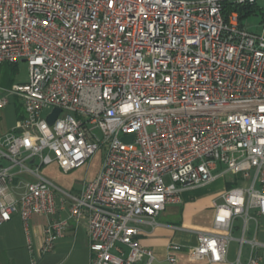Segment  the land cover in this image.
Listing matches in <instances>:
<instances>
[{
  "label": "built area",
  "instance_id": "built-area-1",
  "mask_svg": "<svg viewBox=\"0 0 264 264\" xmlns=\"http://www.w3.org/2000/svg\"><path fill=\"white\" fill-rule=\"evenodd\" d=\"M255 1L0 0V65H28V81L0 97V109L10 96L22 106L20 132L0 137V226L18 215L27 231L33 215L50 217L47 253L85 218L89 264H151L134 224L221 165L244 185L222 194L216 232L196 231L190 252L224 261L233 222L264 215V9L258 31L237 10ZM99 150L100 171L77 194L39 174L51 163L69 173ZM21 175L32 179L7 200ZM180 248L168 246L167 264Z\"/></svg>",
  "mask_w": 264,
  "mask_h": 264
},
{
  "label": "crops",
  "instance_id": "crops-1",
  "mask_svg": "<svg viewBox=\"0 0 264 264\" xmlns=\"http://www.w3.org/2000/svg\"><path fill=\"white\" fill-rule=\"evenodd\" d=\"M8 104L0 109V137L10 132H20L16 125L22 117V110L8 109ZM94 157L69 173H63L56 163H51L41 167L39 174L60 190L77 194L84 183L93 180L100 171L101 162ZM0 164L6 165V162L2 161ZM213 176L214 180L209 184L183 189L180 192V202L166 205L154 222L141 218L134 224L139 230L138 243L151 250L154 255L151 264H167L168 246L171 243L181 247L174 252L179 264H208L206 258L196 257L190 252L197 243L195 232H216L213 228L215 206L223 202L221 196L228 187L237 182L232 175L224 173L223 168L217 169ZM30 179L32 178L28 175L15 179L8 188L6 199H17ZM241 183L238 186L244 185ZM15 191L18 193H14ZM249 215L251 218L247 221L237 218L233 222V239L228 244L225 259L214 264H246L252 256L264 257V215L257 214L255 209H251ZM59 216H66V212H61ZM49 220L48 216L33 215L27 231L18 215L1 225L0 264H89L85 218L72 220L64 237L56 242L52 251L40 252L44 229ZM252 241L260 245L253 248Z\"/></svg>",
  "mask_w": 264,
  "mask_h": 264
},
{
  "label": "rangeland",
  "instance_id": "rangeland-1",
  "mask_svg": "<svg viewBox=\"0 0 264 264\" xmlns=\"http://www.w3.org/2000/svg\"><path fill=\"white\" fill-rule=\"evenodd\" d=\"M256 2H257L258 7L260 8V10L261 9L263 10L264 9V0H257ZM259 21H260L259 15H250L244 19L243 23L248 30L258 31ZM27 81H28V65L26 62L20 61L14 65H8V64L0 65V97H2L8 89H10L12 83H14V84L25 83ZM8 109H21L22 110V106H21V103H20V100L18 99V97H11V96L9 97ZM94 156H96V157H94ZM93 157L96 160H99L101 162L102 151L99 150L97 154L95 153L89 159V161ZM222 168L223 167L221 165L218 167L219 170H222ZM241 184L242 183L237 180V182L235 184H231L228 187V190L231 188H234L238 185H241ZM14 193H18V192L15 191ZM15 195H16V197H18L17 194H15Z\"/></svg>",
  "mask_w": 264,
  "mask_h": 264
},
{
  "label": "trees",
  "instance_id": "trees-1",
  "mask_svg": "<svg viewBox=\"0 0 264 264\" xmlns=\"http://www.w3.org/2000/svg\"><path fill=\"white\" fill-rule=\"evenodd\" d=\"M256 1L253 4H243L237 9L241 18H246L250 15H259L261 13L262 9L260 10ZM225 4L227 5L228 3Z\"/></svg>",
  "mask_w": 264,
  "mask_h": 264
},
{
  "label": "water",
  "instance_id": "water-1",
  "mask_svg": "<svg viewBox=\"0 0 264 264\" xmlns=\"http://www.w3.org/2000/svg\"><path fill=\"white\" fill-rule=\"evenodd\" d=\"M179 1L192 3V2H200V1H206V0H179ZM59 112H60L59 109H54L52 113L47 117L46 121L49 125H51L54 122ZM132 138H133L132 135H128V136L123 137L122 140L124 142H131Z\"/></svg>",
  "mask_w": 264,
  "mask_h": 264
}]
</instances>
